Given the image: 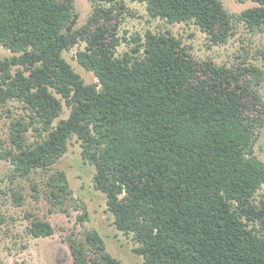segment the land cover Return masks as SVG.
<instances>
[{
  "label": "trees",
  "instance_id": "trees-1",
  "mask_svg": "<svg viewBox=\"0 0 264 264\" xmlns=\"http://www.w3.org/2000/svg\"><path fill=\"white\" fill-rule=\"evenodd\" d=\"M132 1L145 3L152 18L194 22L215 44L232 34L233 15L222 0ZM255 1L237 18L262 30L264 0ZM91 2V16L78 26L74 0H0V45L12 52L0 58V109L18 101L25 110L11 120L10 147L0 136V158L10 161L13 176L43 172L44 194L65 209L69 179L53 166L76 137L113 224L132 234L145 264H264V161L256 152L264 48L256 51L262 66L210 62L198 69L169 31H147L118 55L120 20L110 28L99 23L116 18L117 0ZM80 39L86 46L72 58L96 76L93 83L65 56ZM64 103L69 115L59 119ZM30 128L40 137L32 143ZM12 195L23 204L20 192ZM27 232L50 236L54 227L34 217ZM69 238L74 264H125L97 230Z\"/></svg>",
  "mask_w": 264,
  "mask_h": 264
},
{
  "label": "rangeland",
  "instance_id": "rangeland-1",
  "mask_svg": "<svg viewBox=\"0 0 264 264\" xmlns=\"http://www.w3.org/2000/svg\"><path fill=\"white\" fill-rule=\"evenodd\" d=\"M76 11L79 13L78 26L86 24L93 12L91 0H74ZM224 7L232 16L231 36L226 44H215L208 34L198 25L190 21L187 23L170 24L159 18H152L146 4L132 0H117L113 4L116 18L105 20L100 18V24H107L110 28L117 23V34L121 43L116 47L118 55L130 50L137 44L133 37H140L143 42L146 32L166 33L169 31L181 41L189 55L197 62L198 69L206 63L225 65L236 68L244 62H252L262 66L256 59V51L264 48V27L262 30H251L237 16L249 7L258 5L255 0H222ZM109 7V3L104 4ZM95 23H91L89 31H94ZM109 38V37H108ZM86 42H80L65 52L77 72L86 83L97 81L96 76L80 66L72 58L77 50L84 49ZM12 52L0 45V58L9 57ZM198 75L205 76L199 70ZM264 100V83L257 87ZM11 111V115L8 113ZM25 114L18 101H10L0 109V136L9 144V126L13 117L20 118ZM69 109L64 103L63 113L59 117L67 118ZM40 139L32 128L27 132V142L32 143ZM258 156L264 161V128L256 145ZM66 171L69 187L72 191L65 202V209L51 205L44 194L45 174L41 171L33 172L28 178L13 176L10 161L0 158V264H74L70 248L71 239H83L87 230H97L103 237L106 250L125 264H145L142 256L134 252L138 244L132 234H125L113 224V217L107 211L106 196L94 187V166L82 157L80 142L74 137L67 152L54 164L53 170ZM33 184L37 190L33 188ZM18 191L23 195V204H17L12 195ZM264 191V189H263ZM80 205V206H79ZM87 212V217L80 220V215ZM30 213L32 216H27ZM40 217L49 221L54 227L50 236L34 237L27 232L31 219Z\"/></svg>",
  "mask_w": 264,
  "mask_h": 264
}]
</instances>
